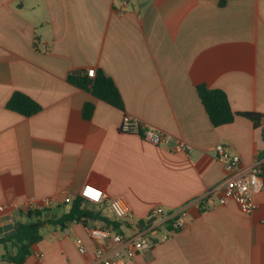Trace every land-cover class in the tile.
<instances>
[{
	"label": "crops",
	"instance_id": "0c3cea01",
	"mask_svg": "<svg viewBox=\"0 0 264 264\" xmlns=\"http://www.w3.org/2000/svg\"><path fill=\"white\" fill-rule=\"evenodd\" d=\"M92 68L114 80L123 110L69 83L70 73ZM202 84L225 91L235 112L264 115V0H0V226L23 222L18 206L27 199L41 209L50 198L47 218L59 219L91 184L107 197L83 208L118 228L127 223L110 209L116 198L138 225L158 207L182 220L128 264H264V189L251 214L205 197L227 177L219 144L241 165L259 159L264 169V119L259 128L242 117L214 127L196 90ZM15 92L42 109L30 117L7 109ZM86 103L95 106L90 119ZM125 115L192 150L123 133ZM109 225H47L23 264H96L87 228ZM5 252L0 245V264H12Z\"/></svg>",
	"mask_w": 264,
	"mask_h": 264
},
{
	"label": "built area",
	"instance_id": "2783aa9c",
	"mask_svg": "<svg viewBox=\"0 0 264 264\" xmlns=\"http://www.w3.org/2000/svg\"><path fill=\"white\" fill-rule=\"evenodd\" d=\"M122 2L126 6L129 0H122ZM95 73L96 70L93 68L87 70V75L90 78H93ZM120 130L125 134L138 135L154 146H168L173 143V149L176 152L189 153L192 150V147L185 141L176 139L171 134L157 130L130 115L123 117ZM215 152L224 163L227 177L208 191L205 197L208 200L214 198V202L218 205H226L233 201L243 213H253L257 207L255 195L264 189L263 162L258 159L251 165H241L240 157L232 154L222 144L215 147ZM80 196L93 204H101L107 197L101 188L91 184H87L81 189ZM64 201L71 203L72 200L67 197ZM51 205L52 200L50 198L42 201L44 208H49ZM109 205L115 219L127 223L126 228L129 234H126L124 228H118L115 225L87 228L88 237L97 243L95 249L96 264H128L138 254L149 252L156 243L168 240L170 230L166 227L172 226L176 229L182 225V220L172 221L171 213L166 212L163 207H158L154 208L149 215V218H155V220L140 229L138 222L133 221L135 217L132 209L123 199H112ZM18 207L28 211L37 209V204L33 199H27ZM0 209L3 210V207ZM163 228L166 231L157 238L158 232ZM76 244L81 254L86 253L87 248L81 238L76 239Z\"/></svg>",
	"mask_w": 264,
	"mask_h": 264
},
{
	"label": "trees",
	"instance_id": "16d2710c",
	"mask_svg": "<svg viewBox=\"0 0 264 264\" xmlns=\"http://www.w3.org/2000/svg\"><path fill=\"white\" fill-rule=\"evenodd\" d=\"M68 81L74 86L90 90L92 95L97 99L116 108L124 109V101L120 90L114 80L102 70L96 71L93 78H90L85 70L74 71L68 75ZM196 90L205 112L214 127L231 124L237 117L249 120L255 128H259L262 125L263 114L235 112L225 91L212 89L204 84L198 85ZM6 107L25 117H30L42 109L38 102L23 92H15L8 100ZM94 108L93 103H86L83 106V116L85 119L92 117ZM84 202L85 200L81 196L76 198L70 211L56 220L52 217L45 218V214L50 211L47 208L25 211V220L17 223L19 228L16 234L9 238L0 237V245H3L6 251L4 258L12 264H23L32 254L33 245L43 239L42 230L47 225L60 226L62 223L70 221L85 223L87 219H101L106 224L117 226L116 222L85 210L83 208Z\"/></svg>",
	"mask_w": 264,
	"mask_h": 264
},
{
	"label": "water",
	"instance_id": "95a60500",
	"mask_svg": "<svg viewBox=\"0 0 264 264\" xmlns=\"http://www.w3.org/2000/svg\"><path fill=\"white\" fill-rule=\"evenodd\" d=\"M48 215H49L48 213L45 214V218H47ZM154 220H155V218H149L146 222L140 224L139 228L143 229L145 227V225L152 223ZM18 228H19V226L15 225L13 223H9V224H6L4 226H0V237L9 238V237L13 236L14 234H16Z\"/></svg>",
	"mask_w": 264,
	"mask_h": 264
},
{
	"label": "rangeland",
	"instance_id": "374dc122",
	"mask_svg": "<svg viewBox=\"0 0 264 264\" xmlns=\"http://www.w3.org/2000/svg\"><path fill=\"white\" fill-rule=\"evenodd\" d=\"M134 222H137V220H134ZM126 231V234H129V232L127 231V228H124Z\"/></svg>",
	"mask_w": 264,
	"mask_h": 264
},
{
	"label": "snow or ice",
	"instance_id": "6c2138e0",
	"mask_svg": "<svg viewBox=\"0 0 264 264\" xmlns=\"http://www.w3.org/2000/svg\"><path fill=\"white\" fill-rule=\"evenodd\" d=\"M91 191V190H90Z\"/></svg>",
	"mask_w": 264,
	"mask_h": 264
}]
</instances>
